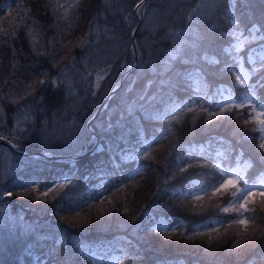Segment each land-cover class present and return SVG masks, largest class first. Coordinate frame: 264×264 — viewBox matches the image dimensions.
<instances>
[{
	"label": "trees",
	"instance_id": "1",
	"mask_svg": "<svg viewBox=\"0 0 264 264\" xmlns=\"http://www.w3.org/2000/svg\"><path fill=\"white\" fill-rule=\"evenodd\" d=\"M11 1L6 9V0H0V136L25 150L76 151L88 137L87 119L131 59L130 32L138 21V0ZM247 1L148 0L136 33L138 63L91 122L103 150L97 151V146L77 158L75 168L59 157L16 153L0 142V264H98L89 254L82 257L76 245L98 240L106 232L129 237L119 264H159L169 257L174 258L170 264H264V207L258 204L245 213L247 227L253 230L242 248L229 249L217 241L189 244L187 249L180 238L161 237L173 230L191 234L164 229V221L190 223L218 215L232 199V188L223 195L209 190L199 204L186 191L192 181L211 184L220 178L207 154L216 147L211 144L214 135H223L219 146L227 154L234 156L239 142L253 163L264 167L259 132L252 130L257 125L244 124L253 118L251 105L209 117L219 112L215 95L192 94L182 77L202 50L214 51L225 39L220 33L232 27L233 19L245 25L258 15L264 24V0ZM208 66L222 79L231 75L219 63ZM97 74L103 79L96 83ZM258 74L264 81V68ZM215 83L212 79L209 89ZM254 89L256 100L264 103V89ZM189 97L195 100L191 112L181 104ZM163 100L169 102L156 111ZM173 101L181 107L175 108ZM162 114L163 120L155 119ZM94 141L89 137L88 147ZM146 141L151 142L147 147ZM138 149L143 151L136 154ZM145 150L149 157L142 155ZM66 171L71 183L51 186ZM123 188L132 191L129 197L136 196L132 203L118 205L124 197L120 195L101 212L78 213L114 198ZM187 203L195 205L188 208ZM75 222L81 225L73 226ZM232 226L245 230L244 225Z\"/></svg>",
	"mask_w": 264,
	"mask_h": 264
},
{
	"label": "snow or ice",
	"instance_id": "2",
	"mask_svg": "<svg viewBox=\"0 0 264 264\" xmlns=\"http://www.w3.org/2000/svg\"><path fill=\"white\" fill-rule=\"evenodd\" d=\"M144 4V0H139V3H137L135 5V8L137 9V11H139L141 9V6ZM191 19V18H189ZM231 23L233 25H235L237 23V21L235 19H233L231 21ZM213 27L215 28V25H213ZM249 32L251 33L250 37H245L244 39H241L242 33H237L235 31H228V32H221L220 35L223 36H229V37H233L235 38L236 42L231 44L229 47L224 48L223 51L226 54L230 55V59L233 61V63L240 65L243 62V57L240 56H232L231 52L233 50L235 51H239L242 47H244L245 42H252V41H256V40H264V32H261L259 36L256 35L257 32H260V26L258 25H253V27L251 29H249ZM181 43H185L183 41H181ZM177 52H179V49H177ZM169 56L172 57V59H175L176 57L169 52L168 53ZM257 57H259L260 60L264 61V45H260L259 46V51H257V49L252 48L249 49V55H248V60L250 63L255 64L256 63V59ZM165 65L167 67V62H165ZM262 67H264V64L261 65ZM226 69L227 71L233 72V75L235 76V81L238 82V86L244 87V88H248V84H247V78L249 77V73L247 71H245L242 67L239 69V72L243 73L244 78H241L240 74H237L236 71H234L231 67L226 65ZM103 71V70H102ZM253 71H256L255 68H253ZM107 73L105 72V75ZM98 75V82L99 80L103 79L102 76ZM264 79V78H262ZM260 86L264 87V84H261L260 81L257 82ZM223 87V86H221ZM256 87V85H252L251 88L254 89ZM251 97L248 93H244L242 94V99L241 102L239 104H235V105H228L225 104L224 106L221 105H217V107L219 108V112H214L209 114V117L211 116H221L223 115L225 112H228L229 114H231V108L234 106L236 108H243L245 107V103L244 101H250ZM181 104L183 105V107H185L187 109L188 112L194 111L193 107H190L189 104L194 105L195 104V100L192 99L191 97H189L188 101L185 102H181ZM173 106L177 109H179L181 107V105H177L175 101H173ZM259 108L264 110V103H259ZM257 105H251V111H250V115L251 113H255V116H253V118L251 120H245L244 124L247 125L249 123H255L257 125V127L253 128V131H258L261 136L259 138V144H258V148L260 150H264V111H257ZM202 111L206 112V109H202ZM167 114H171V113H167ZM172 115V120H175L177 122H179L178 117L174 114ZM149 119H152L153 117H148ZM155 119H159V120H163L164 119V115H159L156 116ZM168 124H171L172 121H167ZM0 139H3V137H0ZM246 139H253V137H246ZM151 142L146 141L145 142V146H149ZM196 146H193V149ZM201 148H203V146H200ZM103 150V146H99L97 151H102ZM143 156L145 157H149V151L145 150L142 153ZM223 153L222 152H217V157L222 156ZM226 158V157H225ZM237 160H239V157H237ZM206 165H188V167H205ZM247 167H250V163H247L246 165ZM211 167L216 168L221 174L222 177L223 176H237V179H224L223 183H213L208 185L207 187L203 186L201 184V182H197V181H192V189H191V193L194 196V200H201L202 197L199 195H195L196 191H203V192H207L208 188H211L213 190V195H215L216 193H220L221 195L224 194L225 191H227L229 188L234 189L233 191L230 192V197L231 198H235L234 199H230L227 203L226 206L220 207V211L223 213H227L230 214L226 220L228 221L227 223V227L225 228V231H227L228 227H231L232 225H244L245 226V231H247V226L249 224V220L247 219V217L245 216V213L250 212V211H255V207L253 208H249L248 207V203H249V199L250 197L254 196V192L252 191V189H254L256 187L255 184L253 185H249L248 181L246 178L242 177L239 175V169H229V170H225L224 168H221L219 164H213L211 165ZM181 172L186 171L185 168H181L180 169ZM261 177H264V173L261 174ZM66 183H71L70 180H68L67 178H65ZM241 180H243V183L245 185V187L243 188H239L237 187V185L240 184ZM219 183V186L217 187L216 184ZM200 184V187H197V185ZM59 187H63V185H59ZM49 191H51V189H49ZM0 195H4V193H0ZM8 196H11L12 193H7ZM42 196L47 197L48 193L44 192L41 193ZM261 196H264V192L260 193ZM254 203V202H253ZM216 207H219V205H216ZM262 210H264V208H262ZM125 212L128 211L127 208L124 209ZM236 214L235 216H232L231 214ZM215 223L217 224H221L223 225L225 223V221H216ZM73 226H77V225H73ZM212 233H217L216 236H213ZM174 230L172 233H165V238L166 239H171L174 235ZM243 232L238 233V235H243ZM208 237V242L209 245L211 244V241L213 239H220V234H219V229L218 228H213L211 230V232L209 233H204V232H199V231H195L192 234H189L187 236H185L183 233L180 234L179 238L180 239H187L189 241H195L197 239V237H204L206 236ZM251 238V237H249ZM241 240H235L234 243L232 244V247H238L241 244ZM77 247H79V254L82 257H87L88 256V249H86L83 246H79L76 245ZM117 264H119V261L117 262Z\"/></svg>",
	"mask_w": 264,
	"mask_h": 264
},
{
	"label": "rangeland",
	"instance_id": "3",
	"mask_svg": "<svg viewBox=\"0 0 264 264\" xmlns=\"http://www.w3.org/2000/svg\"><path fill=\"white\" fill-rule=\"evenodd\" d=\"M81 33V38H80V41H81V43H84V41H85V38H86V28L85 29H82V31L80 32ZM241 39H243V38H241ZM88 55V54H87ZM89 59V58H88ZM88 59L85 61V62H87L88 61ZM243 68L245 71H247V69H246V67L244 66V64L242 63L241 64V66L239 67V69L240 68ZM239 69H238V72H239ZM239 74L241 75V77H243V73H241V72H239ZM227 96V95H226ZM232 101V99H227V100H222L221 102H220V105L221 106H224L225 104H227V103H229V102H231ZM42 136H46L45 134H42ZM7 157V156H6ZM7 161H8V169H9V171H12L13 169H14V166L12 165L13 164V162L10 160V155H8V157H7ZM232 177H234V176H232ZM258 186H260V187H264V178H262V182H259L258 183ZM126 188V187H125ZM125 188H123V189H120V190H118L116 193H115V197L114 198H111V199H106V200H104L103 202H100V203H98V204H96V205H94V206H92V207H90V208H88V209H86V210H84V211H82V210H80L78 213H80V212H86V211H88V212H101V211H103L104 210V208H106L105 206H106V204H107V206L109 205V204H111L112 203V201L113 200H119L120 199V195H124V197L118 202V205H126L128 202H133L134 201V199L136 198V196H134V197H129L128 195L130 194H132L131 192L132 191H126L125 190ZM253 199V201L256 199L257 200V203H256V201H254V203H253V205H254V207L256 208V206H257V204L259 205V206H262V207H264V198H262L261 196H258V195H256V196H252V197H250V199H249V203L248 204H250L251 203V200ZM203 201V199H201V200H194V203H196V202H198V204L199 203H201ZM124 202V203H123ZM187 206H188V208L190 207V206H193V205H195V204H192V203H187L186 204ZM65 209H63V211H64ZM75 225H81V223L80 222H75L74 223ZM219 229V228H218ZM252 230H253V228H251V227H247V231H245V230H242V231H235L234 230V226H231V227H228L227 228V231H225V228H220L219 229V234H220V239H213L211 242H217V241H220V242H222V243H225L226 245H227V247L229 248V249H235V248H242V247H244V246H246L247 245V242L250 240V236H251V232H252ZM208 232H211V230H208ZM240 232H243L244 234L243 235H238V233H240ZM204 233H207V232H204ZM165 234V233H164ZM164 234H162L161 235V237H165V235ZM180 234L181 233H179V232H175V234L173 235V237L172 238H179V236H180ZM212 235L213 236H216L217 235V233H212ZM183 241H184V243H185V245L183 246V247H185V248H187V249H191L190 248V246H189V244H198V243H206V242H208V237H207V235L206 236H204V237H197V239L193 242V241H189V240H187V239H182ZM235 240H241L242 242H241V244L238 246V247H235V248H233L232 247V244L234 243V241ZM100 260H101V258H100Z\"/></svg>",
	"mask_w": 264,
	"mask_h": 264
},
{
	"label": "bare ground",
	"instance_id": "4",
	"mask_svg": "<svg viewBox=\"0 0 264 264\" xmlns=\"http://www.w3.org/2000/svg\"><path fill=\"white\" fill-rule=\"evenodd\" d=\"M142 25H143L142 22L138 19V21H137V23H136V25L134 27H136L138 29V28H141ZM2 143H4L5 145H7L11 149H13L14 152H16V153H18L19 150L22 149L20 146H17L14 142L6 140V139H4L2 141ZM26 151H28V150L26 149Z\"/></svg>",
	"mask_w": 264,
	"mask_h": 264
},
{
	"label": "water",
	"instance_id": "5",
	"mask_svg": "<svg viewBox=\"0 0 264 264\" xmlns=\"http://www.w3.org/2000/svg\"><path fill=\"white\" fill-rule=\"evenodd\" d=\"M39 152H42L41 150H38ZM43 153V152H42Z\"/></svg>",
	"mask_w": 264,
	"mask_h": 264
}]
</instances>
